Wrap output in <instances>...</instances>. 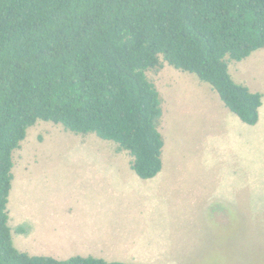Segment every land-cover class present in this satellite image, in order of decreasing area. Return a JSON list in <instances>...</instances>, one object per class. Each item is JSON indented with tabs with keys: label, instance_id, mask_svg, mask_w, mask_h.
<instances>
[{
	"label": "trees",
	"instance_id": "trees-1",
	"mask_svg": "<svg viewBox=\"0 0 264 264\" xmlns=\"http://www.w3.org/2000/svg\"><path fill=\"white\" fill-rule=\"evenodd\" d=\"M264 48V0H0V264H130L19 251L9 226L14 152L38 121L128 152L144 180L162 172V98L148 71L196 75L250 126L262 95L232 78ZM23 231V230H22Z\"/></svg>",
	"mask_w": 264,
	"mask_h": 264
},
{
	"label": "rangeland",
	"instance_id": "rangeland-1",
	"mask_svg": "<svg viewBox=\"0 0 264 264\" xmlns=\"http://www.w3.org/2000/svg\"><path fill=\"white\" fill-rule=\"evenodd\" d=\"M229 68L236 83L253 92L264 89V49L241 62L229 60ZM147 74L162 98L160 129L166 131L167 151L172 148L173 153L164 158L176 189L167 193L163 211L145 210L142 196L134 197L136 215L125 209L132 201L124 196L120 204L125 206L115 212L113 222L130 227L124 230L129 232L139 229L138 220L161 219L165 230L180 240L175 264H264V115L256 126L243 123L210 84L167 63ZM117 148L114 141L77 135L52 122L38 121L28 129L14 152L8 204L9 226L19 251L22 238L33 250L46 245L42 235L29 241L25 233L33 226L26 220L54 226L72 220L75 225L73 203L106 204L100 192L95 197L76 194L72 179L84 176L78 174L91 156Z\"/></svg>",
	"mask_w": 264,
	"mask_h": 264
},
{
	"label": "crops",
	"instance_id": "crops-1",
	"mask_svg": "<svg viewBox=\"0 0 264 264\" xmlns=\"http://www.w3.org/2000/svg\"><path fill=\"white\" fill-rule=\"evenodd\" d=\"M173 76L180 78L175 72H173ZM259 93L262 95L261 119V115H264V89H260ZM160 124L159 131L164 138V148L162 151L163 169L159 175L153 179H141L132 169L133 158L131 155V157L127 156L126 151H120L118 148L111 153L100 151L97 153L99 155L87 159L85 170L78 174V176H84H74L72 186L75 187L76 194L89 193L95 197L96 193L100 192L105 196L106 204L99 206L85 204L82 201L77 206L73 203V211L78 216L75 225L72 224V220L60 221L55 226L51 222L41 225L35 220L30 219L29 222L26 220V223L32 224L33 227L31 226V231H27L25 236L33 243L36 238L40 239L39 235H42L46 245L33 250L30 245L26 246L27 241L22 238L20 240L22 243L17 244L19 249L31 256H47L60 261L81 256L130 264H175L174 257L180 258V240L165 230V223L161 219H152L151 221L148 217L146 222L138 220L139 229L129 232L124 230L131 229L130 227H119L113 222L116 219L115 212L125 206L120 204L124 196L127 195L132 201L125 209H128L132 215H136L133 211L138 205H134V197L142 196L146 201L145 210L150 207L151 210L163 211L165 209L163 201L166 199L167 193L170 194L176 189L171 183L170 176L172 174L169 169H166L167 159L165 161L164 158L165 155L167 158H171L172 148L167 151L169 145L165 141L163 133L166 131H161ZM79 183L83 189L80 188ZM79 197L76 196V198ZM101 207L102 209H100ZM100 212H104L103 216ZM54 227H58V230L55 231Z\"/></svg>",
	"mask_w": 264,
	"mask_h": 264
}]
</instances>
